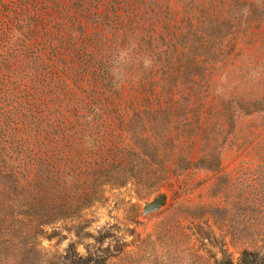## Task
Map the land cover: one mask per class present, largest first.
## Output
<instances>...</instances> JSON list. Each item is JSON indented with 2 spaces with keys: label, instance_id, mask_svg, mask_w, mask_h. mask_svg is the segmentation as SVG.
I'll use <instances>...</instances> for the list:
<instances>
[{
  "label": "rangeland",
  "instance_id": "1",
  "mask_svg": "<svg viewBox=\"0 0 264 264\" xmlns=\"http://www.w3.org/2000/svg\"><path fill=\"white\" fill-rule=\"evenodd\" d=\"M79 4L92 8L0 0V118L25 104L50 134L64 131L69 196L91 191L99 167L120 175L116 150L143 158L135 172L151 177L104 186L48 238L34 236L16 178L0 173V264H241L244 249L264 253V111L242 107L264 97V0ZM92 61L97 73L83 76ZM45 145L51 165L54 136ZM207 156L216 172L192 166ZM158 193L165 203L143 214Z\"/></svg>",
  "mask_w": 264,
  "mask_h": 264
},
{
  "label": "trees",
  "instance_id": "2",
  "mask_svg": "<svg viewBox=\"0 0 264 264\" xmlns=\"http://www.w3.org/2000/svg\"><path fill=\"white\" fill-rule=\"evenodd\" d=\"M70 1L76 2L74 9L78 11H81V9L91 10L92 8L89 6L81 7L79 0ZM12 32L15 34L18 44H22L20 48H25L28 41V32H30L29 28H19ZM94 61H92L93 63L88 62V64H84L83 70L85 71L82 73L83 76L90 73L92 68L94 70L91 73L93 75L97 73L96 69L98 65ZM37 73L42 79L45 78V74H43L45 73L44 69H39ZM242 103L245 114L264 111V97L252 98ZM26 106L25 104L22 106L23 108L19 106L16 112L11 111L9 116L0 118V132L2 134L0 136V173L13 175L16 178L17 187L20 189L18 207L22 211L21 214L25 213L26 208L28 209L31 217V230L35 237L44 235L48 238L53 237L52 234H56L57 230L55 227L58 222L79 218L83 210L91 207L94 202L102 198V189L106 185L122 187L128 181L135 178L145 179L146 183L149 182L151 177L149 174L140 176V174L137 175L135 172L138 162L143 166L145 165L143 158H125L120 155V153L123 154L124 152L116 150L118 155L113 156L114 159L111 162L117 161V165H119L118 169H122L120 175L113 174L114 172L110 171L113 169L111 163L108 165L109 167L99 165L102 166V168L99 167L102 171L98 170L96 173L90 175L94 182L93 189L91 191L82 190L83 193L81 194L69 196L63 188L62 141L64 131L58 128L55 134H50L51 129L44 122L42 114ZM227 116L232 121L234 114L227 111ZM12 126L15 128L11 129ZM5 128H9V130H5ZM50 136H54L56 151L51 165L49 164L48 157L45 155V142ZM31 142L37 146V152H34V149H32ZM135 148L141 149L137 145H134L131 149L134 150ZM192 166L206 168L215 172L219 167L215 156L200 158ZM167 171L164 170L165 173ZM152 174L156 175L157 173L153 171ZM79 191L75 190L74 192ZM25 192L28 195L27 199L29 201L27 205H24ZM47 229L51 230L50 234H47ZM241 256V264H264V253L261 254L260 250L248 251L244 249L241 252ZM216 264H232V261L225 258L220 262H216Z\"/></svg>",
  "mask_w": 264,
  "mask_h": 264
},
{
  "label": "water",
  "instance_id": "3",
  "mask_svg": "<svg viewBox=\"0 0 264 264\" xmlns=\"http://www.w3.org/2000/svg\"><path fill=\"white\" fill-rule=\"evenodd\" d=\"M166 200V196L163 193H158L151 202H149L146 206H144L142 213L148 214L154 211H157Z\"/></svg>",
  "mask_w": 264,
  "mask_h": 264
}]
</instances>
